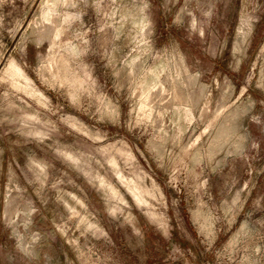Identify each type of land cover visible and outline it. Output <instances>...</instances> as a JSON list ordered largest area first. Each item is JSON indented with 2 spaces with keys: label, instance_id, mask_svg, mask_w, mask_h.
<instances>
[{
  "label": "rangeland",
  "instance_id": "1",
  "mask_svg": "<svg viewBox=\"0 0 264 264\" xmlns=\"http://www.w3.org/2000/svg\"><path fill=\"white\" fill-rule=\"evenodd\" d=\"M0 264H264V0H0Z\"/></svg>",
  "mask_w": 264,
  "mask_h": 264
},
{
  "label": "bare ground",
  "instance_id": "2",
  "mask_svg": "<svg viewBox=\"0 0 264 264\" xmlns=\"http://www.w3.org/2000/svg\"><path fill=\"white\" fill-rule=\"evenodd\" d=\"M115 193H116V192H115ZM134 197L136 198L137 201H140V199H139V195H138V194H135V193H134Z\"/></svg>",
  "mask_w": 264,
  "mask_h": 264
}]
</instances>
